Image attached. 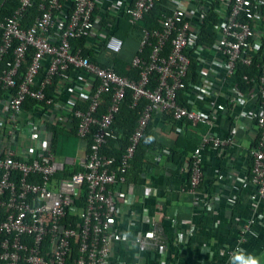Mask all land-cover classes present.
Here are the masks:
<instances>
[{
	"label": "built area",
	"instance_id": "built-area-1",
	"mask_svg": "<svg viewBox=\"0 0 264 264\" xmlns=\"http://www.w3.org/2000/svg\"><path fill=\"white\" fill-rule=\"evenodd\" d=\"M36 2L39 15L23 27L24 14ZM118 3L112 0L111 6ZM158 3L162 0L126 2L124 15L141 34L132 59L137 78L102 65L103 53L108 58L120 54L124 41L105 21L111 13L103 12L101 0H20L12 16L0 19V105L5 111L0 128L7 140L0 149V264H144L121 258L114 248L124 245L135 248L138 256L157 253V264H182L187 257L183 238L171 239L162 222L145 215L146 229L132 239L128 233L140 219L127 173L157 113L204 130L188 161L182 190L192 195L197 211L211 209L201 190L204 150L234 147L244 122L254 125L248 157L257 200L235 245L218 264H231L241 252L253 256L250 233L256 224H264L258 211L264 200V0H166L170 13L158 28L149 29L144 22ZM209 12L216 21L207 24L214 33L208 46L200 33ZM80 39L93 56L73 45ZM192 60L197 63L196 81L189 78ZM239 64L256 67L254 74L243 77L249 86L244 91L231 81ZM127 92L133 106L143 99L147 104L117 162L103 149L117 140L113 125ZM27 99L36 101L29 110L23 107ZM218 115L233 118L226 137L213 131ZM49 123L62 130L58 138L85 141V155L58 161ZM68 168L79 170L59 176ZM123 218L128 230L122 229ZM171 244L179 247L178 254L171 252ZM202 254L206 264V255L214 253L209 245Z\"/></svg>",
	"mask_w": 264,
	"mask_h": 264
},
{
	"label": "crops",
	"instance_id": "crops-1",
	"mask_svg": "<svg viewBox=\"0 0 264 264\" xmlns=\"http://www.w3.org/2000/svg\"><path fill=\"white\" fill-rule=\"evenodd\" d=\"M106 8L103 12L111 13L112 17L119 18L124 15L127 0H118L117 8L111 6L112 0H101ZM103 53L101 61L107 60ZM227 94L232 96L233 90L227 88ZM0 105V119L5 111ZM172 119V118H171ZM233 118L218 115L213 131L221 137H226L232 128ZM256 132L253 124L244 122L237 133V145L225 150L206 149L203 152L204 180L201 190L210 198L211 209H197L193 207V197L183 192L188 179L187 164L194 150H186L200 140L204 130L192 127L187 122H177L166 119L162 113L155 114L152 120V138L162 145L163 150L151 156L147 171L138 183L133 184V189L138 199L135 210L139 222L130 228L128 233L132 239L143 232L148 223L143 216L148 215L160 221L168 229L171 239L178 237L185 243L187 257L182 264H204L203 254L210 245L214 254L209 257L206 264H218L223 259L226 251L233 247L238 238L239 227L242 221L249 216L251 207L257 200L256 189L251 183V158L248 157L249 149ZM74 137L61 136L58 138L56 153L58 161L77 159L85 155L87 144L79 140L76 158H72L70 140ZM178 139H184L182 146ZM7 140L4 139L3 130L0 128V149ZM197 147V146H196ZM224 152V153H223ZM126 215L127 207H123ZM258 211L263 215L264 200L260 203ZM128 221L123 218V230H128ZM250 241L254 251L253 256L264 264V224H256L250 233ZM115 252L121 258L131 261H141L144 264H157L159 255L150 253L138 256L135 248L126 245L115 247ZM172 264V261H169Z\"/></svg>",
	"mask_w": 264,
	"mask_h": 264
},
{
	"label": "trees",
	"instance_id": "trees-1",
	"mask_svg": "<svg viewBox=\"0 0 264 264\" xmlns=\"http://www.w3.org/2000/svg\"><path fill=\"white\" fill-rule=\"evenodd\" d=\"M166 0H162V3H158L155 8L152 10L151 13H149L146 17V20L144 22V25L149 29L158 28L160 26V22L162 21L163 17L168 15L170 12L165 7ZM20 6V0H0V19L4 20L7 17H10L14 14L15 10ZM39 4L36 2L32 8L28 10L24 14V17L22 18V26L28 27L33 24L35 18L39 15ZM207 19L203 20V28L200 33V41H202L205 45H211L214 42V36L213 32L210 31L207 28V24L209 22V19H212L213 21L216 17H213L212 14L208 13ZM106 22H111L113 28L112 33L118 37H120L124 41V48L123 51L115 56H112L108 58L105 62H101L103 66H113V68L116 70V72L120 75H127L132 78H137L138 71L134 68H132V59L137 52L138 46L140 44L141 34L137 27L131 25L129 23V18L126 15H123L122 17L115 18L112 17L111 14H108L105 19ZM2 34L3 30L0 28V44L2 43ZM84 39H80L78 41H73V45L75 47H82L83 53L87 57L93 56V53L91 49L84 48ZM149 48L145 50V56L148 55ZM10 59V56H9ZM30 63V57L27 58L26 63L23 64L19 77L22 78V75H24L27 71V68ZM254 71H256V67H248L242 64L238 65L237 72L234 76V78L231 79L232 82L238 84V87L244 91L249 88L246 81H244L243 77L248 75L254 74ZM189 78L192 81H196L198 78L197 74V63L195 60H192V65L189 73ZM155 82L153 80L152 85H154ZM49 89L48 95H50ZM185 91H181L179 93V100L183 102V95ZM4 96V91L2 90L0 86V99H2ZM134 99L132 98V93L127 92V95L125 97L124 102L122 103L121 109L119 114L116 117V120L114 122L113 128L117 132V140H112L110 143L104 147L103 153L107 155L114 156L117 159V162L120 160L121 156L125 152V149L127 145L129 144V138L133 134L137 122L139 118L141 117L144 108L147 104L146 100H140L135 106H133ZM36 104V101L27 99V101L24 104L25 109H31ZM104 107V106H103ZM81 108H83V105H81ZM103 110V109H102ZM165 118L172 120L171 116L168 114H163ZM47 127L52 130L55 134L54 137V147L56 148L58 136L62 132L61 129H59L58 126L47 124ZM184 139H178V145L182 146ZM197 146L196 145L187 148L185 146L186 150H194ZM163 150L162 145L157 143L152 138V122H150L147 130L145 131V134L143 138L141 139L137 151L135 154V157L133 159L132 168L127 173V178L132 183H138L142 176L147 171L149 162L151 160V156L153 158V155H157L161 153ZM118 164L114 166V170H116V167ZM79 169L75 168H68L64 173L59 174V176H68L71 175L74 172H77ZM171 252L173 254H178L179 247L174 248L171 244Z\"/></svg>",
	"mask_w": 264,
	"mask_h": 264
},
{
	"label": "clouds",
	"instance_id": "clouds-1",
	"mask_svg": "<svg viewBox=\"0 0 264 264\" xmlns=\"http://www.w3.org/2000/svg\"><path fill=\"white\" fill-rule=\"evenodd\" d=\"M231 264H260V261L255 256H245V254L241 252L232 257Z\"/></svg>",
	"mask_w": 264,
	"mask_h": 264
},
{
	"label": "rangeland",
	"instance_id": "rangeland-1",
	"mask_svg": "<svg viewBox=\"0 0 264 264\" xmlns=\"http://www.w3.org/2000/svg\"><path fill=\"white\" fill-rule=\"evenodd\" d=\"M78 142L79 140L77 138H71L70 140L71 154L69 156L72 158H76L78 156L77 151H76Z\"/></svg>",
	"mask_w": 264,
	"mask_h": 264
}]
</instances>
